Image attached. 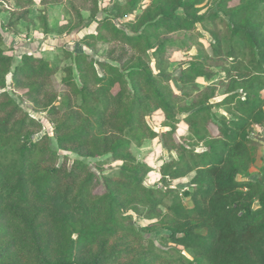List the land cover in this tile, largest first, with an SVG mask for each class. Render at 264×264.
Returning <instances> with one entry per match:
<instances>
[{"label":"trees","instance_id":"1","mask_svg":"<svg viewBox=\"0 0 264 264\" xmlns=\"http://www.w3.org/2000/svg\"><path fill=\"white\" fill-rule=\"evenodd\" d=\"M152 4L130 34L106 20L101 25L112 41L135 53L125 64H100L99 72L86 54L64 52L71 65L62 68L61 83L69 97L59 106L46 90L56 68L30 53L13 66L0 34V264H264V182L238 180L257 159L250 130L264 124V0H217L208 16L199 14V0ZM40 20L47 33L45 16ZM215 21L225 25L222 36L209 28ZM197 25L212 37L211 56L230 61L224 73L231 88L216 104L223 114L213 112V94L178 106L160 58L174 45L162 36L193 33ZM86 40L107 41L101 33L81 41ZM150 51L156 73L149 66ZM208 61L200 51L192 55L178 82L191 86L208 77ZM7 76L11 89L23 90L35 107L62 114L53 126L59 149L106 157L100 167L122 166L98 176L80 160L57 165L48 138L32 141L41 125L4 91ZM157 112L170 123L160 134L146 122ZM179 122L185 136L176 134ZM157 137L175 154L159 167V187L145 184L152 169L130 154L132 143L141 147ZM187 177L189 188L176 194L171 184ZM161 207L165 215H158ZM140 208L149 219L159 218L144 231L160 229L166 236L160 247L148 240L135 255L125 245L141 239V230L129 224L128 212ZM126 255L132 259L124 263Z\"/></svg>","mask_w":264,"mask_h":264},{"label":"rangeland","instance_id":"2","mask_svg":"<svg viewBox=\"0 0 264 264\" xmlns=\"http://www.w3.org/2000/svg\"><path fill=\"white\" fill-rule=\"evenodd\" d=\"M58 5H41V0H31L29 6L23 4L17 5L14 0H0V34L5 45V55L12 57V65L15 66L24 53H30L37 58H42L53 67L56 73L47 81L46 90L56 97V106L69 97L67 89L62 85L63 78L62 68L71 65V61L66 60L64 52L71 54L84 53L93 61L96 69L100 72V64H110L117 67L125 64L135 53L129 48L122 46L118 42L112 41L101 25L104 21L116 28L123 29L130 34L133 25L136 24V18L142 15L152 7L153 0H99L92 3L90 0H58ZM193 2L195 0H186ZM217 0H199L196 6L200 8L201 15L208 16L215 11ZM236 1L231 6H234ZM181 11L178 10L177 13ZM131 13V15H130ZM41 15L46 18L49 27L47 33L43 32ZM223 18V17H222ZM98 26H100L98 28ZM210 29L222 36L225 33L223 22L215 21ZM141 31V29H140ZM101 33L105 35L107 41L95 42L86 40L83 43V37L91 34ZM193 36V38H192ZM201 36V37H200ZM162 39L173 40L174 45H169L161 55V60L166 66V75L168 84L172 91V96L178 106H187L199 102L202 97L213 94L209 103L213 105V112L223 114L221 108L216 104L219 103L231 88V78L224 71L229 67L230 61L224 57H212L210 44L213 42L210 34L205 32L202 26L197 25V30L193 33H175L162 36ZM200 51L209 56L207 72L208 77L200 78L191 86H183L178 82L181 71L187 66L189 58ZM149 66L156 73L155 58L151 55ZM75 80L77 76L74 73ZM4 91L12 98L17 105L30 118L39 122L41 128L32 134V141L48 138L49 146L57 152V165L65 162L68 166L75 160H80L87 164L91 171L98 176L107 175L118 170L121 162L109 163L102 167L98 162L106 159L92 158L86 151L75 148L59 149L53 136L54 123L61 120L62 114L49 115L46 111L35 107L29 101L23 90H12L10 87V76L6 77V86ZM183 115L178 116L182 119ZM151 129L160 134L168 130L169 122L165 121L160 112L155 113L152 118H146ZM177 136L186 135V127L182 122L176 126ZM215 132V129L211 127ZM250 139L257 148L256 162L244 173L238 176V180H252L260 183L264 182V124L253 126L250 130ZM197 151L202 148L197 146ZM130 154L135 161L147 164L151 169L146 183L148 186L159 187L158 170L161 164L175 158L173 152H168L159 137L143 141L141 147H136L132 143ZM190 177L174 181L171 184L174 192L180 195L183 190L189 188ZM101 187L99 192H103ZM257 207L255 202L253 208ZM131 216L129 224L134 228L141 230V239H130L126 242L125 248L135 249L136 254L140 255L143 251L142 246L148 240H152L157 247H160V239L166 236L165 231L156 229L154 231H144L145 228L153 226L159 218L149 219L144 208H140L138 213L128 212ZM164 207L158 209V215H165ZM112 240L110 244H114ZM182 255L190 259L191 255L182 251ZM132 255L124 256L121 261L130 262Z\"/></svg>","mask_w":264,"mask_h":264},{"label":"crops","instance_id":"3","mask_svg":"<svg viewBox=\"0 0 264 264\" xmlns=\"http://www.w3.org/2000/svg\"><path fill=\"white\" fill-rule=\"evenodd\" d=\"M55 6V5H54ZM24 54H26V53H24Z\"/></svg>","mask_w":264,"mask_h":264}]
</instances>
